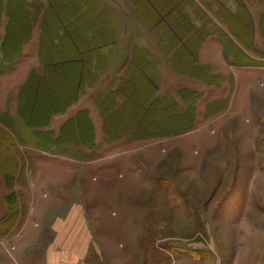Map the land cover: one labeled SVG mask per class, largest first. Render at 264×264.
<instances>
[{
	"label": "rangeland",
	"instance_id": "1",
	"mask_svg": "<svg viewBox=\"0 0 264 264\" xmlns=\"http://www.w3.org/2000/svg\"><path fill=\"white\" fill-rule=\"evenodd\" d=\"M104 2L119 11L122 26L135 7L152 18L144 38L158 63L169 61L161 77L168 111H142L137 85L134 108L99 116L95 90L86 89L79 104L92 108L90 122L61 126L66 119L58 115L55 125L39 127L38 141L26 140L30 128L51 120L45 110L67 96L65 85L76 73L67 72L68 61L99 53L80 43L108 31L84 15L96 0H0V54H15L17 35L28 56L42 52L54 75L32 92L28 76H48L27 57L0 76V264H45V230L71 213L88 220L85 264H264V0ZM15 7V17H3ZM71 16L84 21L69 26ZM5 21L23 30H5ZM165 28L163 39L191 40L194 49L198 30L216 35L194 54L197 61L186 52L170 61L157 41ZM220 36L232 40L224 44L225 57ZM217 91L225 101L199 104ZM33 93L41 100L34 107Z\"/></svg>",
	"mask_w": 264,
	"mask_h": 264
},
{
	"label": "crops",
	"instance_id": "2",
	"mask_svg": "<svg viewBox=\"0 0 264 264\" xmlns=\"http://www.w3.org/2000/svg\"><path fill=\"white\" fill-rule=\"evenodd\" d=\"M96 2L97 5L94 4L92 7L89 6V9L87 6V11L84 15H86V18L88 20H94V22H96V29L107 30L108 35L105 36L106 38L101 37L100 40L99 36H101L102 34H100L99 36H97L96 34V38L99 37V40L91 41V43L94 42V44H91L89 43V41H87L91 34L89 33V35L87 34L86 41H82V44L80 43V45L87 44L88 46H95L97 48L95 50L99 53H95V55L87 54V56H85L81 60V63H78L79 61L75 59H70L68 61V65L66 64V68L68 70L67 72L75 70L76 73H73L71 75L70 81L67 78L69 81H67V85H65L67 87L65 89L67 96L59 101V105L54 107L49 106L48 109L45 110L52 114L50 118L51 120L44 122V124L36 125L38 128H36L35 125V127L30 128L31 133L28 134L29 137H27L29 139L26 137V140L38 141L40 137L38 133L40 132L39 127H50L52 125H55L57 120L56 117L58 115H62V117L66 119L65 121L60 123L62 124L61 126L66 127L75 125L76 122H79L80 124V122H82V120L85 118L86 120H88V118H92L94 113L92 111V108L89 109V105L87 106L86 103L83 104V101H81L79 104V98H81V94L86 89L95 90L94 94L96 96V100L94 102V107L98 110L97 113L99 114V116H103L104 114H106V116H113L115 115V112L116 114H118L117 111L119 109L126 110V106H129L127 107V109L134 108V106H136L135 104L137 103V99L134 96L136 95V93H138V91L143 94L142 99L140 101L138 100V103L140 104L139 108L142 109V111L143 109L147 111H151L153 109L159 111L160 113L168 111L166 103L169 102V90L163 85L161 77L165 72L164 68L169 64V61L165 66H163L161 59H159L160 63H158V60L153 56V47L151 44L152 42L150 43V41L147 40L146 37L144 38L146 28L149 29L148 26L150 27V24L153 23V21H151L152 18L148 19L147 16H144V18H142V8L140 9L138 7V9H136L135 7L132 16H134L136 22H132V16H126L129 18V20L125 25L122 26V24L120 23L121 15H119L118 10L114 11L112 7H109L107 2H104V0H96ZM50 4L52 6L53 2H51ZM146 10L148 11V13L150 12L149 9ZM226 10H228L229 12V9L227 7L223 9V11ZM11 12L13 15L8 16L6 13L3 14V17H9L8 19H12L13 17H15V14L17 13L16 7L15 9H12ZM115 13L118 15H116ZM174 13L177 14L176 11H174ZM83 16H79V19H72L71 16V21L68 22L69 26H72L77 22L84 21V18H82ZM17 17H20V15L18 14ZM219 22L221 21L219 20ZM7 24L8 21H5V23L3 24V28H5L6 30V27H8L10 32L12 29L14 31L23 30L21 26L18 27L16 25L12 27L11 25L8 26ZM90 27H92V25L85 26V30L90 29ZM135 27H140L144 30L137 29ZM81 28H83V25H80V30ZM190 28L193 33L194 29L192 27ZM124 30L130 31L131 33L128 36L131 35V37L125 39ZM9 31L7 32V35H9ZM167 31L168 30L165 28V31H163L164 34L160 32V37L157 39V41L159 42V46L161 47L160 56H166L170 61L174 56H176L177 54L179 55V53H182L183 55L188 53L193 59L195 56L194 54L199 53L200 56V52L203 49V47L201 48V46H204V44L206 45L209 40H213V36L216 35L214 34L211 36V33H207L205 28L198 30L201 36L198 37V35L196 33L195 34L197 35L201 44L198 45V48L194 49L191 46V40H188L182 44L176 38H174L172 41L171 39H163L166 37V34L168 33ZM11 34L12 33H10V35ZM17 38L18 36L16 35V41L14 45L16 52L14 55L11 54L9 56L7 54H0V76L7 75L15 69L18 70V68L21 67L22 61L28 62L27 57H30L33 60V64L36 63L37 66H39V63L41 62L42 65L40 66H42L43 68L42 75L44 76V73H46L49 78L43 77V80H39V78L42 77H40V75H36L35 71L32 73V76L29 75L28 78L32 79V83H30L29 86L32 85V92H34V90H36L39 86L41 87L51 82L54 75L50 77L49 70L52 69L53 66L49 65V62L45 60L46 58L43 57L41 51L40 54L35 57L28 56L27 52H25L22 47V42L18 41ZM218 39L220 44L218 45L220 51L219 56L225 57L227 55H224V44L227 47V41L232 43V40L227 39V41H225V39H222L221 36ZM3 40L2 42H5ZM137 40H139V42ZM7 43H4V46H6ZM237 43L241 44L240 42ZM119 48H123L124 52L120 53ZM228 58L230 59V57ZM94 59L96 67L95 71L91 70ZM194 61H197L196 58L194 59ZM160 67L161 69H159ZM58 70L63 71L64 68H58L57 71ZM204 73L206 75L205 71ZM214 73L215 71L213 72V74ZM64 75L68 74L64 73L63 71L62 76ZM192 76L198 77L197 75ZM136 81H138V84L136 83ZM91 83H95V85L92 86ZM137 85L142 86L138 89V91ZM175 90H177V87H175ZM179 90H183L182 93H185L184 88L180 87ZM220 94H222V91H217L215 92L214 96L209 98L207 96L200 97V94L198 92H194V96L197 97V99L198 97H200L199 104H205L207 102V104L211 108L219 103V100H226L223 99L222 96L218 97L220 96ZM170 100H174L176 103H178L177 97L173 96V98ZM34 101L40 102L41 100L38 101L35 98V94L33 93L31 100L33 107ZM121 103L123 104L122 106ZM85 106H87V108H84ZM173 109H177V106L173 107ZM71 110H74V112L71 113ZM147 111H145V114ZM54 119L56 120L54 121ZM88 122L90 121L88 120ZM132 124H134V122H132ZM106 125H102V127H110L108 124ZM54 131L56 130L50 129L46 132H48L49 134H53ZM65 154L67 155V153ZM72 216L73 214L71 213L67 217L55 219L53 224L49 225L45 230V232L49 231L47 233L50 234V239L48 237V240L44 242L43 246L45 264H85V261L87 260L90 253V248L92 247L90 245L88 236V220L78 215L75 217V220H73ZM83 219H85L84 222ZM45 232H41L39 238H45L42 236V234H44Z\"/></svg>",
	"mask_w": 264,
	"mask_h": 264
}]
</instances>
